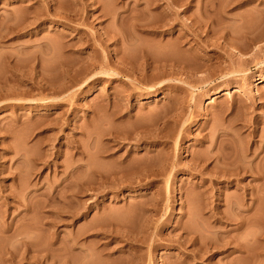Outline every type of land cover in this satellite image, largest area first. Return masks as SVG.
<instances>
[{"label": "rangeland", "instance_id": "374dc122", "mask_svg": "<svg viewBox=\"0 0 264 264\" xmlns=\"http://www.w3.org/2000/svg\"><path fill=\"white\" fill-rule=\"evenodd\" d=\"M120 28L209 64L132 97L82 45ZM0 264H264V0H0Z\"/></svg>", "mask_w": 264, "mask_h": 264}, {"label": "bare ground", "instance_id": "6f19581e", "mask_svg": "<svg viewBox=\"0 0 264 264\" xmlns=\"http://www.w3.org/2000/svg\"><path fill=\"white\" fill-rule=\"evenodd\" d=\"M27 1H29V3H30V0H27ZM235 2H237V1H235ZM235 2H233L231 4L233 7L235 6ZM46 11L49 12L48 8L46 9ZM250 11H252L253 13H256L255 10L251 9ZM136 12L137 11L133 10L129 14V16L132 17L134 14L138 15V13H136ZM35 16H36V14H34V17L32 19V21L33 20L34 21L32 23L29 22V24H34L38 20ZM26 19L23 21L22 24H24L26 22ZM158 25L159 24H157V25H154V24H143V23L142 24H135V26H136L135 28L136 29H134V30L141 31V32H144L146 30H150V31H152L154 33L153 35H155L157 32H159V31H157V29L159 28ZM25 26H26V24H25ZM18 27L20 28L21 26L20 25L19 26L16 25L15 27L13 26L12 30L10 28L9 29L10 30L9 34L16 33L17 32L16 30L19 29ZM255 28L259 29L260 27L254 26V28H252V29L254 30ZM249 29L251 30V28L249 27V28H247V31ZM77 32L81 33V30L79 29V30H77ZM251 32L254 33V31H252V30L250 31V33L249 32H247V33L248 34H253ZM83 33L86 34V32L83 31V29H82V34ZM260 35L261 34H256L255 36H252L251 38L252 39H258V37ZM100 36H101V39H98L96 36H93L92 34H90V36H88V38L92 42H90L89 39H86L85 43L82 42V45L84 44L83 46H85L84 47L85 49L90 48L92 51H96V52L99 51L100 52V58H101L100 61H101V63L99 64L100 65L99 74H103V75L111 76V77H116V78H119V79L125 77V80H126V75L129 76V77H127L128 81L126 80L127 84H126L125 88H127V89H129L131 91L132 94H130V95L132 97H134L135 95L142 94V92L146 93V94L154 95L157 90H160V89L162 90L163 88L166 89V87H169L168 89L171 88V90H174V88L175 89H181V85H179V84H168L167 83V85H163L165 82H178V83H181V84L185 85L186 88L188 87V89L190 90L192 88V86L190 85V83L188 81L182 80V79H179V78H176V77L172 78L173 74L178 73V71L176 69H179V67H180L181 69H183L185 75H192L194 69H197V68L201 67L202 65H208L209 64V59L201 60L202 63H201V65H199V64H197L196 62H194L191 59L190 60L186 59V61H184V59L182 58V62H180L181 61L180 59H179L180 61L178 60V62H177V61L173 60L175 58H170V57L169 58H165V59L162 58L160 60L157 59V58L151 60V59L148 58V56L142 54L140 57L135 59L136 64L133 65V67L131 65V67L129 69H126V68H124V66H125V64L128 65L131 62V60H130L131 57H129L128 55H123L122 51H124L126 49L125 45L129 44L130 39L132 40V36L130 38L128 36V34H126L121 28L117 29V30H115V29L114 30H104V32ZM231 38H232V36H231ZM232 40H228L227 43L230 44L232 42ZM110 41H111V43H110L109 46H113V49L111 50L112 54L110 55L112 60L110 59V56L108 55V48L105 46V44L107 42H110ZM250 41H251V39H250ZM93 57H94V55H93ZM93 57L89 58V62H90L89 66L90 67H96L97 66V62L94 61V60H96V58L95 57L93 58ZM237 72L238 71H236V73ZM165 76L167 77L166 79H165ZM225 76L226 75H224L223 77H225ZM93 77H94V75H91V76L87 77L82 82V85H86L87 88H91V86L97 80V79H94ZM113 80H115V79L113 78ZM122 91H125V90H122ZM122 91L119 90L117 92V90H116V91L113 92V95L115 96L116 94H118L117 97L120 98L118 100H121V98L123 97V96L120 97L121 93H123ZM250 135H252V133H250ZM251 142H252L251 144L255 143V141H251ZM232 143L229 142V145H231ZM229 145L225 146L226 148L225 147L224 148L225 149H229ZM221 147H222V145H221ZM219 149H220L219 152H217V153H219V155L217 154L218 155L217 157H219L217 159V161L219 160V162L222 163V164L230 163V164H233V166L237 165V168H236L237 172L245 171L243 166L238 165V162L240 160H236L235 161V159L238 158V155H236L234 153H231V152L223 154V153H221L222 151H221L220 147H219ZM178 226L179 225L177 224V227ZM104 250H107V249L103 248V250H101V251L104 252ZM109 251L110 250H108V252ZM102 252L100 254H102ZM106 252H104V254ZM107 258H109V257H106V259Z\"/></svg>", "mask_w": 264, "mask_h": 264}]
</instances>
